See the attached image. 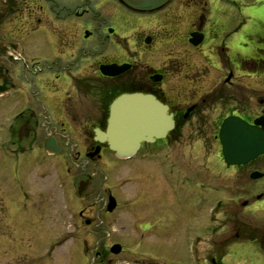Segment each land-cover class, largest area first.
I'll use <instances>...</instances> for the list:
<instances>
[{"label":"flooded vegetation","instance_id":"af4514ba","mask_svg":"<svg viewBox=\"0 0 264 264\" xmlns=\"http://www.w3.org/2000/svg\"><path fill=\"white\" fill-rule=\"evenodd\" d=\"M252 2L243 7L249 15L244 19L237 17L240 9L235 0H0V96L17 90L26 100L11 114L2 112L4 155L17 162L19 151L25 149L22 136L38 140L45 133L40 141L44 150L46 141L52 139L59 151L48 154L61 156L60 135L68 130L90 132V142L77 154L90 161L109 158L132 165L156 160L164 168L159 174L175 199L182 195L183 202L188 196L191 211L185 217L189 223L196 222L198 210L192 200L203 196L206 206L214 191L224 189L227 174L223 171L259 161L249 179L263 183L261 190L255 193V200L243 199L241 205L264 201V153L245 163L228 164L218 136L228 117L249 124L264 119V0ZM44 47L51 49L44 62L51 81L28 82L23 73L42 69L35 53ZM15 64L23 77L14 75ZM112 64L123 68L114 74L102 72ZM34 85L41 91L32 88ZM129 93L159 100L167 107L173 125L164 137L141 140L132 156L120 157L106 141L94 138V129H106L112 102ZM85 96L93 125L79 117ZM185 132L189 133L183 146L188 162L181 164L178 147ZM211 148L217 149L215 156ZM197 159H203L199 167ZM208 168L219 172L208 173ZM253 171L259 176L251 177ZM241 188L237 198L249 193ZM214 204L205 208L202 227L206 232H212L219 204L225 223L228 221V205L220 200ZM215 242L210 244L218 252ZM226 263L212 256L208 262H199Z\"/></svg>","mask_w":264,"mask_h":264},{"label":"rangeland","instance_id":"374dc122","mask_svg":"<svg viewBox=\"0 0 264 264\" xmlns=\"http://www.w3.org/2000/svg\"><path fill=\"white\" fill-rule=\"evenodd\" d=\"M251 3L235 0V7L240 9L238 18L249 16L243 7ZM50 52L49 47L36 51L42 69L23 73L25 80L36 84L51 81L44 64ZM13 70L15 76L23 77L17 64ZM32 88L41 91L37 85ZM12 92L0 96V143L2 112L11 114L26 103L21 92ZM84 103L79 117L93 125L86 96ZM188 134L185 132L178 147L181 164L188 162L184 157L188 154L183 151ZM42 136L38 140L32 135L22 136L25 150L19 151L17 162L8 160L0 144V264H199L208 262L210 256L226 264H264V201L241 205L243 199L255 200V193L261 190L263 183L249 179V172L258 167L259 161L223 171L227 174L224 189L214 191L208 205L215 206L217 200L228 205V221L225 223L219 204L214 210L212 232H206L202 226L208 205L203 196L192 200L191 205L198 209L193 219L196 222H187L185 214L191 211L188 196L185 200L183 196V202L182 195L175 199L159 174L164 168L156 160L140 161V165L109 158L90 161L76 151L83 152L90 142L87 136L92 134L72 130L60 135L63 154L51 156L40 142ZM216 150L210 149L212 156ZM201 162L203 159L196 160L198 167ZM207 172L217 173L219 169L208 168ZM87 175L90 183L78 196V181ZM212 177L215 183V175ZM219 180L217 175L216 182ZM240 186L249 193L237 198ZM108 193L116 199V207L110 212L106 210ZM195 235L198 237L194 241ZM210 241H216L218 252L212 250ZM116 243L120 251L113 253L110 247ZM192 245L197 262L191 255ZM219 253L224 254L223 258Z\"/></svg>","mask_w":264,"mask_h":264},{"label":"water","instance_id":"95a60500","mask_svg":"<svg viewBox=\"0 0 264 264\" xmlns=\"http://www.w3.org/2000/svg\"><path fill=\"white\" fill-rule=\"evenodd\" d=\"M123 67L108 65L102 68L105 74H114ZM166 106L151 95L122 94L110 106V113L104 131L95 128V139L106 141L109 148L118 154L125 155L138 146L140 140H153L163 137L172 127V119L166 112ZM264 119L258 118L249 124L236 117H228L221 123L218 136L221 141V152L228 164L245 163L264 153ZM51 151H58L52 139L45 143ZM257 171L251 177H258ZM88 178L79 180L77 194L80 195L88 185ZM116 205L114 197L109 194L106 209L111 211ZM88 222V220L86 221ZM110 251L118 253L119 244H113Z\"/></svg>","mask_w":264,"mask_h":264},{"label":"snow or ice","instance_id":"6c2138e0","mask_svg":"<svg viewBox=\"0 0 264 264\" xmlns=\"http://www.w3.org/2000/svg\"><path fill=\"white\" fill-rule=\"evenodd\" d=\"M262 12H264V9H262Z\"/></svg>","mask_w":264,"mask_h":264}]
</instances>
